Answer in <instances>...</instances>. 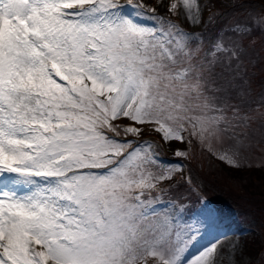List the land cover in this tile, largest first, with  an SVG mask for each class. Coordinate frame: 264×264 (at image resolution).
Listing matches in <instances>:
<instances>
[{
  "label": "snow or ice",
  "instance_id": "1",
  "mask_svg": "<svg viewBox=\"0 0 264 264\" xmlns=\"http://www.w3.org/2000/svg\"><path fill=\"white\" fill-rule=\"evenodd\" d=\"M182 7L199 20V0ZM253 26L264 15L227 32ZM225 35L205 47L142 0H0V264H216L215 241L186 259L211 214L175 233L184 205L149 221L152 190L184 166L153 172L163 161L140 137L150 128L188 145L176 157L195 143L240 166L252 117L230 103L240 46ZM225 140L236 144L214 147Z\"/></svg>",
  "mask_w": 264,
  "mask_h": 264
},
{
  "label": "rangeland",
  "instance_id": "2",
  "mask_svg": "<svg viewBox=\"0 0 264 264\" xmlns=\"http://www.w3.org/2000/svg\"><path fill=\"white\" fill-rule=\"evenodd\" d=\"M248 1L250 3V8L253 9L252 12H249V14L245 15L246 17L232 15L225 27L235 24L234 21L236 19L239 21L245 22L246 20L247 22H251L253 17L264 15V0ZM119 2L121 4H126L128 0H119ZM133 2H135V0H133ZM142 2L149 7H155L156 13L159 16H167L170 13L168 10L169 4L172 2L177 3L178 11L175 15L177 18L176 23L183 27L185 31L196 33L198 31H202L206 26L207 14L205 13L206 4L204 3V0H199L201 14L199 20L196 22L185 17L182 7V0H142ZM145 22L150 23V21ZM261 29L263 30L264 26H261ZM225 32L226 42L234 41L240 46L241 51L239 63H242V66H249L247 58L251 59L252 56H254L255 58L259 59V63H261V69H263L260 77H258V79H253L251 81V84L253 85L250 84V86L245 90L252 99L256 98L257 100L254 102L253 107L245 106L243 109H241L242 113H247L252 117V119L248 125H246L244 134L239 137L240 144L238 146L237 159L240 166L237 168L260 167L264 170V95L263 97H260L261 93H259V84H261V86L264 84V34H262L260 37L254 36L250 38L248 36L251 35V32L240 37L233 36L230 32H227V29ZM247 69L252 71L253 65L249 66ZM256 82H259V84ZM237 131L240 130L238 129ZM140 139L153 143V150L158 154L159 159L163 161V165H167L170 162L173 164L176 162L181 163V161L172 160L175 149L179 148L182 151L189 150L187 144H181L179 142H169L168 144H165L164 141L161 140L160 136L151 138L149 136L142 135ZM235 144V141L225 140L223 145L214 144V147L218 150H223L228 149ZM228 154L231 155L232 153L229 152ZM209 155L212 154L206 150H203L198 144L194 143L191 150L189 151L187 159H190L194 164L197 162L202 167V169H204L208 164ZM213 157L217 158L216 156ZM222 162L225 163L224 161ZM225 164L230 166L228 163ZM185 170L186 169L184 166L183 172H177L173 179L165 180L161 184L164 185V188H170L171 185L178 181L177 179L179 176L184 177ZM227 183L234 190H241V185L238 181L232 182L227 180ZM153 203L156 207V214L150 216L149 221L154 224H161L165 217L174 219L180 213V207L183 205L177 199L173 201H163L162 199L158 201L155 199ZM208 214H210V210L205 212V214L195 216L192 223H186L182 214V220L184 222L179 224L173 223V232L175 233V231H185L189 225L194 224L196 220L202 219ZM249 218L250 219L248 222L239 220L234 210L225 208L223 212L216 215L212 227H210L207 231H204L203 229L201 230L202 234L200 239L194 246L190 248L186 259L194 256L201 248L207 246L210 242L215 241L218 242L215 257L216 264H249L251 261L256 262L258 259H255V254L253 253V249H251V245L249 244V237L254 236V238H257V240L261 238L259 239L260 243H264V219H257L255 217ZM226 240H228V242ZM147 259L148 264H155L154 259L151 256H149Z\"/></svg>",
  "mask_w": 264,
  "mask_h": 264
},
{
  "label": "trees",
  "instance_id": "3",
  "mask_svg": "<svg viewBox=\"0 0 264 264\" xmlns=\"http://www.w3.org/2000/svg\"><path fill=\"white\" fill-rule=\"evenodd\" d=\"M204 3L206 4L205 13L207 14L206 26L202 31L196 33L202 36L206 47L215 33L221 29L226 30L228 28L225 26L232 15L245 16L253 10L250 8L248 0H204ZM161 17L169 18L175 23L177 20L172 12L167 16ZM209 18H212L211 22ZM238 21L236 19L234 23ZM245 22L247 21L245 20ZM262 34H264V29L253 26L251 35L248 37H260ZM247 61L249 66L253 65V70H248L249 66H242V63H239L237 87L232 93L233 98L230 100V103L238 105L241 109L245 106H254V102L257 99H252L245 90L250 86L253 79L260 77L263 71L258 58L252 56L251 59L247 58ZM256 83L259 84V82ZM259 85L260 97H263L264 84L262 86L261 84ZM144 135L151 138L159 137L157 133L150 129L145 130ZM129 139L133 138L129 137ZM179 158L181 157H176L174 154L172 160L181 161L183 166H185L184 177L179 176L178 181L171 185L170 188H164L161 183L157 184V187L152 190V197L158 201L160 199L163 201L177 199L185 206L183 219L186 223H192L195 216L205 214L208 210H212L217 215L223 212L225 208L234 210L237 218L246 222L249 221V217L264 219V170L262 168H233L209 155L208 164L202 169L197 162L194 164L190 159ZM162 166L164 165H161L159 169H153V171H161ZM189 177L191 178V184L186 183ZM227 180L238 181L241 185V190L236 191L231 188ZM190 188H195L196 191L193 192ZM205 200L207 201L206 205L202 203ZM249 238V244L251 249H253L255 259H258L256 262L251 261L249 264H264V243H260L259 239L261 238L258 240L254 236Z\"/></svg>",
  "mask_w": 264,
  "mask_h": 264
},
{
  "label": "bare ground",
  "instance_id": "4",
  "mask_svg": "<svg viewBox=\"0 0 264 264\" xmlns=\"http://www.w3.org/2000/svg\"><path fill=\"white\" fill-rule=\"evenodd\" d=\"M226 241L228 242V240H226ZM227 242H226V243H227Z\"/></svg>",
  "mask_w": 264,
  "mask_h": 264
}]
</instances>
